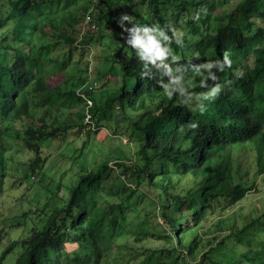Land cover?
I'll list each match as a JSON object with an SVG mask.
<instances>
[{"label": "trees", "instance_id": "16d2710c", "mask_svg": "<svg viewBox=\"0 0 264 264\" xmlns=\"http://www.w3.org/2000/svg\"><path fill=\"white\" fill-rule=\"evenodd\" d=\"M88 11L102 28L98 36L110 38L105 55L110 61L105 65L116 68L113 76L118 80L103 108L93 93L100 81L94 84L90 78V56L84 80L72 81L67 91L49 84L59 74L70 80L72 58L65 50L89 52L81 45L91 34L79 40ZM125 12L141 23L164 27L172 38V54L179 57L166 58L170 72L163 66L145 68L135 50L124 44L117 20ZM131 26L125 22V28ZM48 45L55 48L54 56L38 57ZM224 55L231 64L222 70L202 68L195 73L193 66L222 60ZM209 73L216 74L217 81ZM214 83H220L222 91L208 100L204 94ZM163 86L175 89L171 98ZM201 105L207 106L204 113L199 112ZM75 108L80 119L75 127L83 122L87 132L100 129L101 124L111 127L107 142L113 135L123 138L116 133L121 126L115 124L120 122L124 136L137 147L135 159L119 158L114 169L111 161H105L95 169L79 171L67 202L53 203L45 211L42 228L11 243L0 264L19 243L23 251L15 264H111L116 242L135 224L124 213L128 206L136 217L142 207L150 221L160 219L166 226L161 236L155 231L165 245L157 260L150 255L138 264H164L161 259L165 264H264V237L256 239L255 245L247 242L241 253L234 244L222 246L219 237L215 245L226 253L211 250L198 259L194 253L199 239L185 242L187 233L207 225L206 214L216 213L222 200L228 202L226 208L235 206L252 190L254 185H248L235 153L248 146L256 149V174L264 175V0H89L82 5L77 0H0V150L9 153L7 146L17 145L9 141L18 139L32 152L28 168L33 176L39 174L46 160L42 141L60 140L57 136L69 127L59 123L57 116L63 109ZM20 120L24 127L15 130ZM193 123L195 128L190 126ZM148 190L164 199L158 211L154 203L146 202L142 192ZM263 218L264 213L258 220ZM136 226L141 235L154 237L153 230L145 229L146 221ZM69 244L75 245L71 252ZM176 253H180L177 258Z\"/></svg>", "mask_w": 264, "mask_h": 264}, {"label": "rangeland", "instance_id": "374dc122", "mask_svg": "<svg viewBox=\"0 0 264 264\" xmlns=\"http://www.w3.org/2000/svg\"><path fill=\"white\" fill-rule=\"evenodd\" d=\"M112 1L114 3L118 2V0ZM77 3L79 5L88 4L89 0H77ZM80 29L84 30V27H80ZM109 31L110 28L105 30L104 35L107 36ZM98 33L87 39L84 46L89 48L88 53L83 49L78 51L65 50V53L72 58L71 65L73 67H68L70 71V77L68 78L70 80L67 81L64 74H59L57 77L50 79L49 84L50 87L59 86L67 91L72 81L79 83V81L84 80L86 59L91 56L92 81H100L99 88L93 93L98 99L99 107L103 108V106L107 107L109 91L115 86L117 87L118 80L113 76L116 68L106 67L105 65L107 61H110L105 57L110 38L104 37L101 39ZM54 50L55 48L52 45H48L47 49L38 52L37 56L41 58L54 56ZM101 96L104 97L102 101H100ZM78 111L79 108L63 109L58 114L59 123L68 126L69 130L65 133L61 132L57 136L60 140L56 142H52L51 139L42 141V157L46 160L39 174L36 172L33 176L32 170L28 168V160L32 152L20 145L21 141L18 139L9 141L17 144L16 146H7L9 147V153L3 154V151L0 150V159L4 156L8 158L4 162L0 160V259L4 250L11 243L27 239L34 228H42L43 221L47 218L45 215L47 209L53 208L55 204L64 205L67 202L70 189L78 181L79 171L84 168L95 169L105 161H111L110 165L114 169V161L119 158L127 162H132L130 160L135 159L137 147L132 144L127 135L124 136L126 131L122 129L124 126L120 122L115 124L122 127H119L116 133L123 138L120 139L118 136L113 135L110 141L107 142V137L111 134V127L101 124L100 129L89 132H87L89 128L86 127V122L75 127V124L80 120L77 115ZM112 117V122H115L117 116L114 112ZM23 127L24 122L20 120L13 128L21 130ZM51 144L54 148L49 149ZM122 151L123 153L120 154ZM234 155V157L239 158L238 161L242 169L247 173L248 185L254 186L251 188L250 193L237 205L226 208L228 202L222 200L218 204L220 206H218L216 213L206 214L203 223H207V225L201 229L205 230L206 233H201L199 225L196 227L199 232L187 233L185 236L186 243L192 237L199 239L194 253L196 259L201 258L203 252L211 250H214L212 254L224 255L226 252L222 247L215 245L220 242L219 237L223 238L222 242L224 244L222 246L231 247L234 244L239 253L244 252L248 244L255 245L256 239L264 237V218L261 221L258 220L264 213V175L259 176L256 174L257 151L248 146ZM116 175L117 173H114L113 176ZM58 187H60V190ZM145 191L147 192V189ZM146 192H142L146 195V202L154 203L158 211V208L164 204V199H161L156 192L151 193L149 190L147 194ZM57 194L60 196L58 197ZM137 194L141 195V192ZM53 203L55 204L53 205ZM143 203L145 204V196ZM134 205L137 204L133 203V207H135ZM131 210L132 207L128 206L124 209V213L129 214L135 224L126 228L124 232L127 233V236L116 242L111 264H138L141 259H149L150 255L154 258L153 260H157L155 256L165 246L163 240L155 233L158 230L161 236L166 231V226L163 225L162 220L150 221L147 212L142 207L140 216L137 217ZM180 214L178 213L179 216ZM142 220L146 221L145 229L153 230L154 237L141 235L136 223ZM177 225L180 224L177 223ZM245 226H248V228H245ZM189 230L187 228V231ZM255 233L256 238L254 237ZM138 237L141 241H137ZM247 242L249 243L246 245ZM74 248L75 245L69 244L67 246L69 252L73 251ZM22 251V245L20 243L16 244L13 251L5 256L3 264H15ZM179 255L180 253H176L175 258ZM71 257L76 256L71 254ZM161 261L164 264L166 263L165 259H161Z\"/></svg>", "mask_w": 264, "mask_h": 264}, {"label": "clouds", "instance_id": "9594fccd", "mask_svg": "<svg viewBox=\"0 0 264 264\" xmlns=\"http://www.w3.org/2000/svg\"><path fill=\"white\" fill-rule=\"evenodd\" d=\"M87 17H90L89 21L87 20ZM125 22H128L132 26L130 28H125ZM117 23L119 24L120 28L123 29V32L127 33L126 36L123 35V32L121 33V35L123 36L124 44L135 50L136 58L140 61L145 62V68H147L148 65H153L157 68L163 66L166 71H171L168 64L165 63L166 58L171 56L172 60H177L179 57L172 54V49L169 46L172 42V38H170V36L166 34L164 27L157 23H141L132 15L126 12L119 15ZM93 26L95 27L93 28ZM82 27H84V30H80L79 32L80 41H82L85 34L94 35L99 31V23L94 20L91 11H88L84 14ZM180 42V40H176V43L179 44ZM85 44L86 43L81 46H84ZM157 61H159L160 64H157ZM230 64L231 60L227 55H224L222 60H207L204 64L193 67L195 73L200 74L202 68L212 69L213 67H215L217 68V70H222L223 66H227ZM89 70L90 78L92 80L93 77L91 67H89ZM209 75L212 81H217L218 77L216 74L209 73ZM93 83L96 84L95 82ZM200 83L201 85H203L204 81L201 80ZM163 89L165 95L171 98L175 89H170L168 86H163ZM221 91L222 85L220 83H214V85L204 95L208 100H211L215 99L221 93ZM180 92L181 94H183L184 89L181 88ZM206 108V105L199 106V112L204 113L206 111ZM190 126L195 128L196 124L193 123Z\"/></svg>", "mask_w": 264, "mask_h": 264}, {"label": "built area", "instance_id": "2783aa9c", "mask_svg": "<svg viewBox=\"0 0 264 264\" xmlns=\"http://www.w3.org/2000/svg\"><path fill=\"white\" fill-rule=\"evenodd\" d=\"M87 20L89 21L90 20V17H87ZM95 26H93V28H94ZM88 104L89 105H92V102L91 101H88Z\"/></svg>", "mask_w": 264, "mask_h": 264}]
</instances>
